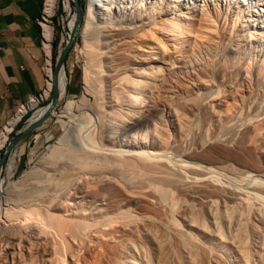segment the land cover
Returning <instances> with one entry per match:
<instances>
[{
    "label": "bare ground",
    "instance_id": "6f19581e",
    "mask_svg": "<svg viewBox=\"0 0 264 264\" xmlns=\"http://www.w3.org/2000/svg\"><path fill=\"white\" fill-rule=\"evenodd\" d=\"M79 31L95 101L61 114L89 109V143L61 122L37 167L0 174L2 264H264V0H86ZM50 78L60 98L64 65Z\"/></svg>",
    "mask_w": 264,
    "mask_h": 264
},
{
    "label": "rangeland",
    "instance_id": "374dc122",
    "mask_svg": "<svg viewBox=\"0 0 264 264\" xmlns=\"http://www.w3.org/2000/svg\"><path fill=\"white\" fill-rule=\"evenodd\" d=\"M58 1H59V7H58ZM77 1H78V5L81 8V15L83 13L81 17V24H82L84 12L86 8V0H77ZM62 3H64V0H57L58 10L56 12L54 22L56 24L55 37L58 38L57 43H59L60 37H63L64 41L62 42L60 47L56 48L55 50L56 55L54 56V60L56 59L58 52L61 51L62 48L64 47L65 41L67 40L66 39V34L68 32L67 24L69 23L71 18L75 16V11L73 7L70 6V8L66 10L62 6ZM82 48H83L82 38L80 35V31H78L74 38L73 44L71 48L69 49L68 54L65 58L64 64H63L64 69H65V74H66L65 93L59 98L58 103L54 107V115L52 116L49 115L48 119L41 126H39L37 129L28 133L15 147L14 150L16 152L17 164H16V169L13 173V178L10 180L6 179L7 162H8V159L11 153L8 155V159L4 165L3 170L0 173L4 179L3 184H2L3 192L8 186V182L18 181L24 171L30 170L33 167H37V164L39 163L38 160L42 159L46 155L49 148L52 145H54L59 138H61V135H63L64 132H63V127L60 124L61 122L65 123L68 127H70V129H73L74 131L76 130L75 132L73 130L68 132V135L70 138L67 137L68 138L67 141L70 145L74 143L73 146H76L75 144H78L79 143L78 141H80V143L82 142L83 144L89 143L87 140L86 134L88 133V130H89L88 128L90 126V123H87V119L85 118V116L83 117V113L85 112L86 114H88L89 109L87 110L84 108L80 112L74 113L73 116L64 115V114L62 116L61 114L67 100L69 99L73 101H81V99L83 98L86 102V105H88V107H92V105H94L95 96L91 94L90 92L85 93V91L83 90V81H82V66H83L82 57L83 56H80L82 55ZM117 48H120V46ZM143 48L144 47L142 45L139 46L137 44H134L131 48L132 50L131 49L130 50L132 51L133 54L138 55L140 52H141L140 54H142L141 49L143 50ZM53 86H54V81H53ZM50 100H51V96L44 106H48V104L50 103ZM34 112L35 111H32L31 113H29L22 120V122L14 128L13 132L8 137V142L12 139V137H14L19 132V130L22 127H25L24 126L25 122L27 121L28 118H30V116L34 114ZM60 114L61 116H58ZM79 127L81 131H79ZM74 137H77V138H74ZM76 139H78V141ZM0 159H1V156H0ZM0 243L2 244L3 242H0ZM5 244L6 243H4V245H0V247L2 246L4 248L3 250L7 248L5 246H8ZM2 247H1V250H2ZM22 250L24 253H27L25 249L22 248ZM40 256H42V254L39 252L37 254L38 258L35 257L36 258L35 260L39 261ZM1 258L2 257L0 255V260H2L0 261V263L2 264L4 260Z\"/></svg>",
    "mask_w": 264,
    "mask_h": 264
},
{
    "label": "crops",
    "instance_id": "0c3cea01",
    "mask_svg": "<svg viewBox=\"0 0 264 264\" xmlns=\"http://www.w3.org/2000/svg\"><path fill=\"white\" fill-rule=\"evenodd\" d=\"M42 2L0 0V133L20 107L44 88L39 67L40 35L35 23ZM57 42L56 37L54 52Z\"/></svg>",
    "mask_w": 264,
    "mask_h": 264
},
{
    "label": "built area",
    "instance_id": "2783aa9c",
    "mask_svg": "<svg viewBox=\"0 0 264 264\" xmlns=\"http://www.w3.org/2000/svg\"><path fill=\"white\" fill-rule=\"evenodd\" d=\"M62 6L64 7V3H62ZM58 7H59V1H58ZM58 7L56 8V12L58 10ZM55 19H36L35 23L39 29V35H40V50L42 53L41 59H40V70L44 75V88L38 92L32 99H30L27 103L22 105L18 112L6 123V125L3 127L1 133H0V140L3 139V132L6 127H11L9 125V122L12 121V119L20 113L21 110L24 112L21 114L18 121L12 126L13 132L14 128L22 122V120L32 111H35L34 114L43 109L45 103L50 99L51 91L48 89V86L52 82V79L50 78V75L53 74V69L55 65L54 60V42H55V35H56V24ZM58 47L61 46L63 40V37L59 38ZM29 105L31 107H29ZM33 116V115H32ZM30 116V117H32ZM29 119V118H28ZM9 133V135L11 134ZM8 135V137H9ZM6 147V144L3 146H0V156L2 154V151H4ZM4 165L1 166V171L3 170Z\"/></svg>",
    "mask_w": 264,
    "mask_h": 264
},
{
    "label": "water",
    "instance_id": "95a60500",
    "mask_svg": "<svg viewBox=\"0 0 264 264\" xmlns=\"http://www.w3.org/2000/svg\"><path fill=\"white\" fill-rule=\"evenodd\" d=\"M71 6L73 7L74 11H75V25L73 30L70 32V34L67 37V40L65 41V45L62 48L61 51L58 52L56 60H55V65H54V69H53V77H55L56 73L58 72V70L60 69V67L64 64L65 58L68 54L69 49L71 48L74 38L77 34V32L80 29L81 26V8L78 5V1L74 0L71 2ZM59 101V94L58 91L56 89V87L54 86L52 89V93H51V100L50 103L48 104V108L46 110V112L42 115V117H40L39 119H37L36 121H34L33 123L22 127L19 132L12 137V139L9 141V143L6 145L4 151L1 154V159H0V173H1V166L5 165L7 159H8V155L15 149V147L17 146V144L31 131L37 129L39 126H41L49 117V112L51 109H53L56 104Z\"/></svg>",
    "mask_w": 264,
    "mask_h": 264
},
{
    "label": "trees",
    "instance_id": "16d2710c",
    "mask_svg": "<svg viewBox=\"0 0 264 264\" xmlns=\"http://www.w3.org/2000/svg\"><path fill=\"white\" fill-rule=\"evenodd\" d=\"M56 55V53L54 54V56Z\"/></svg>",
    "mask_w": 264,
    "mask_h": 264
}]
</instances>
